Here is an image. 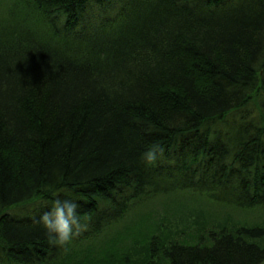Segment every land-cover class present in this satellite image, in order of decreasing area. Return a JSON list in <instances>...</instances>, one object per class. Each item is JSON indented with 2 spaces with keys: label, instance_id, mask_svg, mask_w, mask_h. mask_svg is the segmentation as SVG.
I'll use <instances>...</instances> for the list:
<instances>
[{
  "label": "trees",
  "instance_id": "16d2710c",
  "mask_svg": "<svg viewBox=\"0 0 264 264\" xmlns=\"http://www.w3.org/2000/svg\"><path fill=\"white\" fill-rule=\"evenodd\" d=\"M182 196L264 208V0H0V264L264 261V227L118 231ZM57 197L88 224L66 247Z\"/></svg>",
  "mask_w": 264,
  "mask_h": 264
},
{
  "label": "rangeland",
  "instance_id": "374dc122",
  "mask_svg": "<svg viewBox=\"0 0 264 264\" xmlns=\"http://www.w3.org/2000/svg\"><path fill=\"white\" fill-rule=\"evenodd\" d=\"M256 113L257 112H255V114ZM196 195L204 200H208L209 198L207 195ZM183 198L184 199H181V201H184V206L182 207L177 206V203L170 202L165 204L161 202L163 199H158L156 203L143 209L142 212H140V216H130L129 219L120 226L118 231L123 233L129 224L134 228V231L138 228L139 217L145 216L146 214L150 216L148 217V223L154 226L157 230V234H159L158 229L162 231H167L168 229L173 233L172 238H179L182 236L188 237L189 234L200 231L201 227L206 223L204 222L206 219H208L210 223L214 221L221 224L231 223L237 226L246 224L250 227H264V208H254L252 209L253 211H245L244 209L235 207H218L211 204H208L206 207H200L199 204H193L192 199L187 197ZM211 202L212 201L209 203ZM256 223L261 225H257ZM128 244L131 245L132 241ZM142 246L143 245H139L138 248ZM260 264H264V261Z\"/></svg>",
  "mask_w": 264,
  "mask_h": 264
},
{
  "label": "clouds",
  "instance_id": "9594fccd",
  "mask_svg": "<svg viewBox=\"0 0 264 264\" xmlns=\"http://www.w3.org/2000/svg\"><path fill=\"white\" fill-rule=\"evenodd\" d=\"M143 161L148 166H154L163 158V148L152 146L142 153ZM45 207H49L46 203ZM80 204L70 198H55L50 211L44 212L38 221L45 228L51 244L66 247L75 236L85 231L87 223L81 222L79 215Z\"/></svg>",
  "mask_w": 264,
  "mask_h": 264
}]
</instances>
